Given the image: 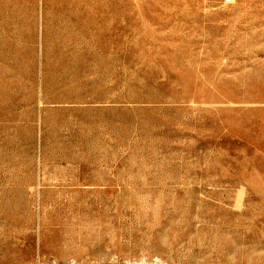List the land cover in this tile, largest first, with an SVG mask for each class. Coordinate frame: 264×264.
Wrapping results in <instances>:
<instances>
[{"label":"rangeland","instance_id":"obj_1","mask_svg":"<svg viewBox=\"0 0 264 264\" xmlns=\"http://www.w3.org/2000/svg\"><path fill=\"white\" fill-rule=\"evenodd\" d=\"M0 264H264V0H0Z\"/></svg>","mask_w":264,"mask_h":264},{"label":"bare ground","instance_id":"obj_2","mask_svg":"<svg viewBox=\"0 0 264 264\" xmlns=\"http://www.w3.org/2000/svg\"><path fill=\"white\" fill-rule=\"evenodd\" d=\"M164 260V259H163Z\"/></svg>","mask_w":264,"mask_h":264}]
</instances>
